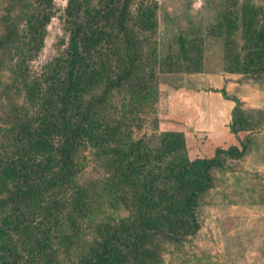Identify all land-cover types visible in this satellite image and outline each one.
<instances>
[{
    "label": "trees",
    "instance_id": "1",
    "mask_svg": "<svg viewBox=\"0 0 264 264\" xmlns=\"http://www.w3.org/2000/svg\"><path fill=\"white\" fill-rule=\"evenodd\" d=\"M64 1L4 0L0 13V264H163L167 245L197 231L213 170L241 158L251 138L191 160L182 130L135 135L159 73L199 71V48L191 54L194 39L179 34L177 51L158 57L153 0ZM60 9L62 46L33 69ZM221 19L228 70L263 77L264 0H224ZM263 118L234 109L230 129ZM84 150L97 165L87 178Z\"/></svg>",
    "mask_w": 264,
    "mask_h": 264
},
{
    "label": "rangeland",
    "instance_id": "2",
    "mask_svg": "<svg viewBox=\"0 0 264 264\" xmlns=\"http://www.w3.org/2000/svg\"><path fill=\"white\" fill-rule=\"evenodd\" d=\"M153 1L156 2L153 39L158 57L176 52V37L189 34L194 39L190 53L200 50V70L186 71L175 65L171 71H161L155 107L141 111L133 133L182 129L190 158L199 153L207 155L216 146L227 148L232 143L230 139L213 140L185 127L186 101L197 97L195 90L208 89L213 91L214 99L221 97L238 113L257 118L259 111L264 112V76L252 79L228 70L225 34L218 28L224 0ZM247 1L263 6V0ZM3 4L4 0H0V13ZM56 4L62 8L65 1L57 0ZM60 11L47 24L42 49L32 62L33 69L56 55L62 46L59 44L64 37ZM237 22L238 28L232 37L240 45L244 32L239 17ZM3 118L0 106L1 122ZM237 134L241 141L246 136L251 138L248 152L239 159H228L223 167L213 170V187L198 205L197 231L186 232L180 242L167 245L163 250V264H264V118L257 128L240 130ZM200 138L206 145L203 149ZM77 158L83 164L82 176H94L97 165L93 155L84 150Z\"/></svg>",
    "mask_w": 264,
    "mask_h": 264
},
{
    "label": "crops",
    "instance_id": "3",
    "mask_svg": "<svg viewBox=\"0 0 264 264\" xmlns=\"http://www.w3.org/2000/svg\"><path fill=\"white\" fill-rule=\"evenodd\" d=\"M194 91V90H193ZM195 99L186 101L185 115L183 118L186 128L191 129L196 134H201L204 137L210 139H224L231 140L232 143L226 149H234L239 151L241 144L238 134L232 133L230 124L232 121L233 107L232 104L222 99L221 97L213 98L212 92L208 89L199 88L197 90ZM181 129V128H180ZM182 130V129H181ZM201 149L205 148L202 138H200ZM238 143L240 145H238ZM224 148L221 146L214 147V150L207 155L199 153L198 156H194L193 159H209L212 160L215 156L216 150ZM205 150V149H204Z\"/></svg>",
    "mask_w": 264,
    "mask_h": 264
}]
</instances>
